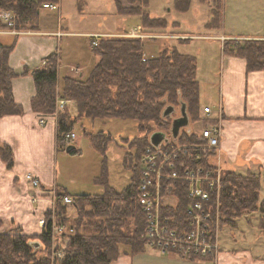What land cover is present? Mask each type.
<instances>
[{"label":"trees","instance_id":"1","mask_svg":"<svg viewBox=\"0 0 264 264\" xmlns=\"http://www.w3.org/2000/svg\"><path fill=\"white\" fill-rule=\"evenodd\" d=\"M138 5H134L135 2ZM210 4L209 27H221L223 0H199ZM58 0H0V9L12 11L16 16V28L22 31L36 30L39 10L43 4L57 3ZM122 5L115 0L120 15L139 17L143 31L161 29L167 20L151 16L146 9L149 0H127ZM191 0H174L178 12L189 9ZM91 51L98 59L85 78L64 75L58 83L60 53L46 56L40 67L25 71L33 79L35 92L30 99L33 111L42 115L55 110L56 100L64 98L74 101L76 116L91 120L122 118L136 121L138 134L127 144L122 157V166L130 172L129 182L121 189L111 186L105 167L96 178L101 190L92 193L70 194L55 187L54 222L64 224L67 232L52 238L51 218L41 231L26 234L17 228L14 231H0V264H112L120 255V246L128 247L131 254L144 249L145 216L138 204L137 184L139 180V156L149 144V135L154 131L151 125L167 132L174 116H162L167 106L185 104L190 122H201L202 127L213 124L214 119L201 116L199 106V82L197 79L196 57L181 52L176 46H164L154 56H145L143 39L125 35L99 36L97 44L92 43ZM11 45L0 46V117L21 114L22 107L15 102L11 80L16 75L8 64ZM225 54L245 58L246 69H264V39H226L222 44ZM68 106L57 112L56 149L65 150V134L71 132L75 120ZM89 137L96 148L104 153L109 133L99 131ZM179 143H198L202 138L196 132L184 129L178 134ZM134 149V152H131ZM74 147L69 153H75ZM0 159L6 167L13 164L11 147L0 141ZM199 161L197 164H200ZM205 164V162H202ZM264 175L234 171H222L219 195V228L235 226L236 219L247 213H258V226L264 229V200L260 199V185ZM176 207H164L162 215L172 216V227L184 226L185 209L189 203L187 185L177 183L175 188ZM72 196L73 214L69 205L62 204L60 196ZM214 201V198H213ZM50 211H46L47 216ZM1 225V219H0ZM72 228V231H68ZM16 230V231H15ZM56 240V242H55ZM54 243V251L49 252ZM60 247L64 248L61 258H51ZM194 257L189 259H210ZM57 261V263H54Z\"/></svg>","mask_w":264,"mask_h":264},{"label":"crops","instance_id":"2","mask_svg":"<svg viewBox=\"0 0 264 264\" xmlns=\"http://www.w3.org/2000/svg\"><path fill=\"white\" fill-rule=\"evenodd\" d=\"M91 1L58 0L55 7L40 8L36 30H27L18 35L0 34V44L13 45L8 56V64L16 74L11 80V89L15 102L23 109L21 114L0 117V141L7 143L13 151V164L10 167H6L0 159V231H14V226H17L22 233H39L42 227L38 220L49 207L57 186L55 160L60 150L56 149L55 116L42 115L32 110L30 99L34 95L35 87L31 75L25 71L40 67L46 56L55 51L59 52L62 42L69 38L90 40L93 34H122L117 33L121 27L119 31H100L89 26L86 20L85 24H75L74 20L82 22L88 18L89 10H93ZM118 1L122 5L128 4L127 0ZM173 1L165 0L166 11H170ZM195 1L201 3L197 4L200 5L197 7L200 11L203 7L201 5H205L203 24L208 32L195 34L171 31V28L180 30L181 25L164 17L167 20V26L161 30L164 33L155 37L157 40L167 38L180 42L189 37L218 42L220 51L217 57L215 55L217 66L212 70L216 76L215 82L211 79L212 87L215 88L213 101L201 107V116L214 119L213 124L220 126L219 146L210 161L216 163L222 171L229 170L242 175L250 172L263 176L264 69L247 71L245 58L223 53L222 44L224 40L234 38L264 39V0H229L228 15L226 0H223L221 27L218 29L208 26L211 21V7L207 2L191 0L189 9L183 13L191 11V5ZM151 5L152 0H149L146 9L150 15ZM137 19L139 20L138 16ZM136 27L142 29L141 23L138 22L127 31ZM61 62L60 59L58 83L64 75L86 77L82 71L83 66L70 65L68 71H63ZM204 106L211 108L209 114L203 112ZM39 119H43V123ZM192 125L188 121L187 126L181 127L178 134L182 129L200 133L202 126L196 130ZM162 132L169 134V130ZM27 172L39 178L40 188L30 185L25 178ZM32 197L35 198L34 201ZM260 197L264 200L262 194ZM254 215L258 221L259 214L255 212L251 218ZM251 218L245 217L249 222ZM259 231V236L264 235V229L259 228ZM218 245L217 254L210 259L183 258L173 252L161 253L147 245H144L142 251L130 254L128 247L121 245L120 255L112 264H264V253L260 247H221L219 235Z\"/></svg>","mask_w":264,"mask_h":264},{"label":"rangeland","instance_id":"3","mask_svg":"<svg viewBox=\"0 0 264 264\" xmlns=\"http://www.w3.org/2000/svg\"><path fill=\"white\" fill-rule=\"evenodd\" d=\"M91 2V8L93 10H89L88 18L86 17L82 22L74 20L75 24H85L86 20L89 22V26H94L95 29L100 31H119L118 29L121 27V30L117 33H122L118 35H123L128 32L127 30L130 27L140 22L136 15H120L117 12L114 0H92ZM197 4L201 3L195 1L191 5V11L183 13L176 11L173 5L170 11H166L164 9L166 6L165 0H152V8L149 9L152 16H163L170 22L177 21L180 23V30H175L170 27L171 31L192 32L195 34L206 33L208 30L203 24V19H205L203 8H205V5H201L203 7H201L202 11H200V8H197L200 5ZM226 4L228 15L229 0H226ZM134 5H138V2L136 1ZM140 31L144 34L142 39L146 57L148 55H156L158 49H161L163 45H176L179 51L192 54L196 57L200 109L203 104H211L215 92L211 79L214 82L216 79L212 70L217 66L215 55L217 57L220 51L218 42H208L200 38L190 39V37L184 42L167 38L157 40L155 36L164 33L161 29L149 28L145 29V31L140 29ZM106 35L112 36L110 33ZM58 53H60L63 71H68L70 65L71 67L76 64L81 65L83 66L82 71L86 77L89 75L97 58L96 54L91 51L88 38H69L62 42ZM67 105L71 116L74 118L73 120H75L71 128L75 133V137L71 140V144L74 145L77 151L75 153H69L63 150L58 152L55 160V181L57 185L70 194L98 192L101 190V186L95 180L100 176L102 168L105 167L109 184L117 189H121L129 182L130 175V172L122 166V157L125 152L124 148L127 147V144L123 140L125 138L131 139L138 134L136 121L122 118H108L104 120H91L87 117L78 118L76 116L74 101L69 100ZM178 109L179 106L174 107L172 116L179 115ZM201 126V122L193 123L192 125L196 130L201 128ZM151 128L154 131H159L157 125L152 124ZM99 131L107 132L111 137L106 144L104 153L94 146L92 143L93 140L89 137L90 133ZM131 152H134V149H131ZM260 186V196L261 194L264 196V180L261 181ZM68 205V210H71L73 214V207L70 204ZM252 215L253 213H247L237 218V226L235 227L226 225L220 228V233L218 232L220 246L225 248L260 247L261 252L264 253V235L259 236L258 221L255 215L251 218ZM245 217H248V219L251 218L250 222ZM14 227L17 228V226ZM55 242H52L49 252L55 250ZM60 249L62 251L64 250L62 247ZM53 257L54 255L51 256V258ZM54 263H57V261H54Z\"/></svg>","mask_w":264,"mask_h":264},{"label":"built area","instance_id":"4","mask_svg":"<svg viewBox=\"0 0 264 264\" xmlns=\"http://www.w3.org/2000/svg\"><path fill=\"white\" fill-rule=\"evenodd\" d=\"M55 3L43 4V7H55ZM24 31L16 28L15 14L6 9H0V34L18 35ZM106 35V34H105ZM125 36L144 37L139 27L132 28ZM92 43L97 44V38L103 34H93ZM1 46V44H0ZM68 100L59 98L53 114L61 110ZM203 112L209 114L211 108L203 107ZM43 123V119H39ZM199 136L201 142L188 144L179 143L177 137L166 136L158 144L149 142L139 156V180L137 184L138 204L145 216L144 244L158 249L161 253L173 252L183 258L215 257L219 250V195L221 188V168L210 161L215 154L220 140V126L217 124L202 127ZM75 137L73 131L65 134L66 144ZM201 161L200 164H197ZM202 162H205L203 164ZM25 178L30 185L40 188V180L27 172ZM177 183L187 185L189 203L185 209L184 226L172 227V216L162 215V209L176 207L175 188ZM62 204H71L72 197L60 196ZM214 198V201H213ZM34 201L35 198L32 197ZM55 192L47 216L44 212L38 222L43 227L51 218L52 238L67 232L64 224L54 222ZM69 228L68 231H72ZM56 258H61L63 252H54ZM54 258V257H53Z\"/></svg>","mask_w":264,"mask_h":264},{"label":"water","instance_id":"5","mask_svg":"<svg viewBox=\"0 0 264 264\" xmlns=\"http://www.w3.org/2000/svg\"><path fill=\"white\" fill-rule=\"evenodd\" d=\"M174 111V107L173 106H167L164 111L162 116H168L170 115L172 112ZM179 111L180 114L179 116H176L174 118H172L171 120V124H170V128H169V133L170 136L172 138H176L177 134L180 130L181 127H185L188 124L189 118L186 112V108H185V104L181 103L179 106ZM151 143H153L154 145L158 144L162 139H166L165 138V133L162 131H154L151 133L150 137H149ZM74 148V145L69 144L68 146H66L65 151L69 152L71 149Z\"/></svg>","mask_w":264,"mask_h":264}]
</instances>
